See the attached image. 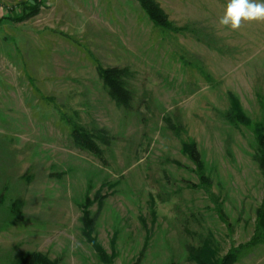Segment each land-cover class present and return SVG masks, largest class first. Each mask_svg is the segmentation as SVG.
<instances>
[{"label":"rangeland","instance_id":"374dc122","mask_svg":"<svg viewBox=\"0 0 264 264\" xmlns=\"http://www.w3.org/2000/svg\"><path fill=\"white\" fill-rule=\"evenodd\" d=\"M29 1L0 0V264L32 252L101 264L82 232L87 196L113 264H197L189 247L207 241L220 258L237 249L235 264H264L256 136L230 114L234 95L264 121V23L220 27L227 0H155L177 33L138 0H38L39 13L18 22ZM99 66L129 72L131 109L111 98ZM72 122L106 130L104 159L77 147ZM188 140L210 191L183 153Z\"/></svg>","mask_w":264,"mask_h":264},{"label":"trees","instance_id":"16d2710c","mask_svg":"<svg viewBox=\"0 0 264 264\" xmlns=\"http://www.w3.org/2000/svg\"><path fill=\"white\" fill-rule=\"evenodd\" d=\"M143 10L146 12L149 19L157 28H161L165 31L180 32L181 29L174 26V24L169 20L167 14L162 9L161 5L155 0H138ZM24 15L17 19L18 22H24L33 16H36L40 11V5L38 0H30L29 5L24 9ZM200 64V63H199ZM200 72L202 75L210 78L203 67H200ZM98 72L101 79L104 82L105 87L109 90V95L116 102L117 106L129 110L133 107L134 94L127 87L126 77L129 75L127 70H121L117 68H103L98 67ZM231 119L235 125H244L247 128H251L256 136V155L255 160L257 161L259 168L262 172L264 178V121L254 122L242 109L240 103L234 95H231ZM72 138L77 147L93 153L97 158L101 160L104 159V151L100 148L98 143L103 145H110L112 138L107 134L104 129H94L93 131H88L87 129L80 127L77 123L72 122ZM177 131L178 127H174ZM183 153L189 157L196 167V173L202 182V185L209 190L211 187V178L206 175V164L201 152L198 149V145L193 140L184 141L182 144ZM210 191V190H209ZM96 199L99 205V209L102 208L104 197L101 193L96 194ZM94 201L88 196L84 200L83 211H82V225H83V235L87 242L96 250L101 264H113L115 254L112 256L107 255L105 249L98 242L95 235L96 231V217H93L90 211L91 206ZM20 204L14 203L12 206L14 215H21L19 211ZM221 210V209H219ZM221 215V213H220ZM222 217V215H221ZM258 217V229H257V239H260L262 234V239H264V202L257 211ZM223 218V217H222ZM256 239V240H257ZM115 245V239L112 241ZM189 250L192 254V258L197 264H235L238 259V250H231L227 255L220 258L217 256L216 250L212 247L211 243L204 242L200 247L190 246ZM17 264H62L60 260H52L47 255L40 252H32L27 254L22 258ZM133 264H140V260H137Z\"/></svg>","mask_w":264,"mask_h":264},{"label":"clouds","instance_id":"9594fccd","mask_svg":"<svg viewBox=\"0 0 264 264\" xmlns=\"http://www.w3.org/2000/svg\"><path fill=\"white\" fill-rule=\"evenodd\" d=\"M252 23H264V0H227L218 20L220 27L233 32Z\"/></svg>","mask_w":264,"mask_h":264}]
</instances>
